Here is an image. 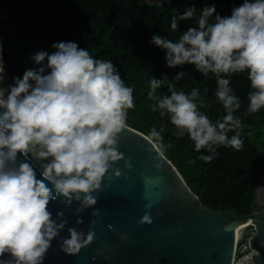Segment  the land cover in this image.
Listing matches in <instances>:
<instances>
[{
    "label": "clouds",
    "instance_id": "9594fccd",
    "mask_svg": "<svg viewBox=\"0 0 264 264\" xmlns=\"http://www.w3.org/2000/svg\"><path fill=\"white\" fill-rule=\"evenodd\" d=\"M148 3L158 5L159 0ZM196 12L192 4L173 15L171 30L178 31L180 22L193 20ZM195 25L176 40L155 34L150 43L166 51L169 68L194 65L204 77L213 74L214 95L225 114L213 122L201 110L210 103L200 89L190 93L177 89L176 82L190 75L184 70L171 79L166 74L151 78L147 98L153 112L170 119L176 136L187 134L197 152L211 153L199 159L211 162L219 146L236 151L244 147L248 126L235 115L242 103L231 87L233 75L246 72L250 81L245 115L264 109V0H243L230 16H221L214 4H207ZM51 47L56 49L51 54L43 49L32 54L39 67L25 70L22 78L17 76L13 84L4 86L0 45V264H43L51 242L67 223L53 218L50 202L60 197L66 205L77 201V213L82 212L97 204L99 196L94 193L102 190L106 178L121 177L116 162L123 160L126 168L133 167L118 144L119 135L129 127L128 110L135 108L134 89L126 86L111 60L94 58L76 42H53ZM163 86L169 94L161 96L157 89ZM163 132L164 126L159 131L152 127L144 136L161 158L171 147L164 143ZM18 155L25 162L18 163ZM29 157L39 162L43 179L37 178ZM155 183L145 178L146 185ZM99 212L97 208L93 215ZM153 221L148 211L138 223ZM69 233L61 244L67 254L79 253L95 236L93 231L85 234L75 227ZM5 254L10 259H3Z\"/></svg>",
    "mask_w": 264,
    "mask_h": 264
},
{
    "label": "trees",
    "instance_id": "16d2710c",
    "mask_svg": "<svg viewBox=\"0 0 264 264\" xmlns=\"http://www.w3.org/2000/svg\"><path fill=\"white\" fill-rule=\"evenodd\" d=\"M23 3L27 17L22 29L16 33V42L24 44L19 70L21 78L25 70L39 67L32 61V54L41 49L50 54L56 51L51 47L53 42L73 41L94 58L111 60L126 86L134 89L135 108L128 110V125L145 134L152 127L159 131L164 126V143L171 145L165 155L178 167L205 205L214 210H233L241 216L253 210L257 188L264 177V109L245 115L249 103L247 94L251 90L247 73L231 77V87L242 103L235 115L248 126L244 130V147L236 151L219 146L218 154L211 162L200 160V155L211 153L197 152L187 134L178 138L170 119L161 117L159 111L153 112L152 102L147 98L151 78L160 79L166 74L171 79L184 70L190 75L176 82L177 89L186 93L193 88L200 89L201 95L210 103L201 110L213 122L225 114L214 95L217 84L213 74L204 77L194 65L169 68L166 51L150 41L155 34L178 39L183 31L196 26V18L207 4H214L221 16H230L232 8L242 4L243 0H168L158 5H150L146 0H23ZM192 4L196 5V18L181 21L180 29L173 32L171 17ZM204 89H207L206 94ZM157 93L161 96L169 94L166 86L157 89ZM233 134L229 133V136Z\"/></svg>",
    "mask_w": 264,
    "mask_h": 264
},
{
    "label": "water",
    "instance_id": "95a60500",
    "mask_svg": "<svg viewBox=\"0 0 264 264\" xmlns=\"http://www.w3.org/2000/svg\"><path fill=\"white\" fill-rule=\"evenodd\" d=\"M167 1L159 0V4ZM26 17L23 0H0V45L4 80L9 85L20 77L24 44L8 50L4 41L16 30L14 27L25 24ZM20 20L21 25H14ZM144 136V132L130 125L119 135L118 149L131 159L133 167L126 168L123 160L116 162L122 175L103 181L102 190L94 193L99 196L96 205L77 213V201L66 205L60 197L50 202L53 218L67 223L51 242L43 264H234L238 232L244 224L253 228L247 238L250 264H264V177L251 212L241 216L233 210H214L191 189L171 159L166 155L157 157ZM25 160L18 155V163ZM27 162L36 170L37 178L43 179L39 162L31 157ZM145 178L156 183L146 185ZM97 208L99 215L94 216ZM60 211L63 217L56 215ZM148 211L153 223L139 224ZM78 218L83 223H77ZM229 225L231 228L226 231ZM73 227L85 234L93 231L95 236L79 253L67 254L61 244L70 237L69 229ZM3 259L10 257L5 254Z\"/></svg>",
    "mask_w": 264,
    "mask_h": 264
},
{
    "label": "rangeland",
    "instance_id": "374dc122",
    "mask_svg": "<svg viewBox=\"0 0 264 264\" xmlns=\"http://www.w3.org/2000/svg\"><path fill=\"white\" fill-rule=\"evenodd\" d=\"M22 23H21V20H20V22L18 23V25H21ZM16 30H15V32L16 33H18L21 29H22V26H17V27H14ZM5 43H6V49H8V50H10V48H11V46L13 45V43H14V36L13 35H10V38L9 39H7L6 41H5ZM6 80H4L3 81V84H4V86H7V85H9L7 82H5ZM252 230H253V228L250 226V227H248L247 228V232H245L244 233V238H243V240H242V242H244V241H247V238L249 237V235H250V233L252 232ZM245 252H247V251H245ZM249 252V251H248ZM241 255L239 254V256L237 257V264H246V263H248V259H247V256L245 257L247 260H245V259H241V257H240ZM249 262H250V260H249ZM250 264V263H249Z\"/></svg>",
    "mask_w": 264,
    "mask_h": 264
},
{
    "label": "built area",
    "instance_id": "2783aa9c",
    "mask_svg": "<svg viewBox=\"0 0 264 264\" xmlns=\"http://www.w3.org/2000/svg\"><path fill=\"white\" fill-rule=\"evenodd\" d=\"M244 236L240 239H237V247H236V255H235V261L234 264L237 263V257L239 256V254L241 255V259H245L247 260L245 257L248 256L249 260H250V255H249V247H248V243L247 241L242 242ZM247 251V252H245ZM249 262V261H248ZM250 263V262H249ZM248 264V263H246Z\"/></svg>",
    "mask_w": 264,
    "mask_h": 264
},
{
    "label": "bare ground",
    "instance_id": "6f19581e",
    "mask_svg": "<svg viewBox=\"0 0 264 264\" xmlns=\"http://www.w3.org/2000/svg\"><path fill=\"white\" fill-rule=\"evenodd\" d=\"M0 43H1V39H0ZM248 227H250V224H244L242 227H241V229H240V231L238 232V237H237V239H240V238H242L243 236H244V233L245 232H247V228ZM249 257L247 256V259H248ZM248 261H249V259H248ZM235 264H237V263H235ZM248 264H249V262H248Z\"/></svg>",
    "mask_w": 264,
    "mask_h": 264
},
{
    "label": "flooded vegetation",
    "instance_id": "af4514ba",
    "mask_svg": "<svg viewBox=\"0 0 264 264\" xmlns=\"http://www.w3.org/2000/svg\"><path fill=\"white\" fill-rule=\"evenodd\" d=\"M16 24H18V22H15L14 23V25H16ZM10 35H13L14 36V43H16L15 45L13 43V46H11L10 49L14 48L17 44L22 43V42H16L17 41L16 40L17 38H16V32L15 31H13ZM19 70H20V65H19ZM5 82H7L9 84V81L8 80H6Z\"/></svg>",
    "mask_w": 264,
    "mask_h": 264
}]
</instances>
